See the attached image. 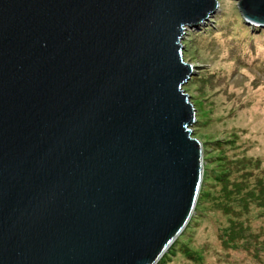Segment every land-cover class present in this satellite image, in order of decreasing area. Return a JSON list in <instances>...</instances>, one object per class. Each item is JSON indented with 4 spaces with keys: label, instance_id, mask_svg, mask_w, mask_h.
<instances>
[{
    "label": "water",
    "instance_id": "1",
    "mask_svg": "<svg viewBox=\"0 0 264 264\" xmlns=\"http://www.w3.org/2000/svg\"><path fill=\"white\" fill-rule=\"evenodd\" d=\"M235 1L0 0V264H157L193 214L180 42Z\"/></svg>",
    "mask_w": 264,
    "mask_h": 264
},
{
    "label": "rangeland",
    "instance_id": "2",
    "mask_svg": "<svg viewBox=\"0 0 264 264\" xmlns=\"http://www.w3.org/2000/svg\"><path fill=\"white\" fill-rule=\"evenodd\" d=\"M237 13L236 2L227 3L206 22L187 30L180 42L182 61L192 69L182 91L195 113L196 122L188 130L200 144L202 179L192 216L157 264H196L187 251L200 249L204 264H264L261 249L260 259L254 257V248L215 255L228 219L216 207L223 188L216 176L225 171L224 159L258 161L264 170V27L245 23L242 29L234 28L232 23L240 22ZM224 204L225 210L237 209L235 200ZM253 207L243 218L252 231L264 230V217Z\"/></svg>",
    "mask_w": 264,
    "mask_h": 264
},
{
    "label": "trees",
    "instance_id": "3",
    "mask_svg": "<svg viewBox=\"0 0 264 264\" xmlns=\"http://www.w3.org/2000/svg\"><path fill=\"white\" fill-rule=\"evenodd\" d=\"M237 16L240 22H233L232 25H234V28L242 29L241 25L245 24V22L239 12ZM224 163L225 171H222L223 173L216 176L218 178L216 181L223 184V188L220 191V195L222 196L221 198L219 197V202L217 199H215V201L218 202L216 206L217 209L221 210L223 215L227 216L228 219L226 223L227 227L223 228L219 235L221 248L215 255L229 254V251L234 250L233 248H239L238 250H243L245 252L254 248L256 249V251H253L254 257L260 259L257 253L260 249L264 250V248L260 246L264 238V230L258 229L252 231L249 222L245 221L243 217H247L251 205L254 206L253 209H257V214L264 217V170L260 169L258 161L253 162L250 159L246 161V158L238 159L233 157V159H224ZM252 166H254V168H251ZM254 171L257 173H254ZM205 172L208 171L205 170ZM227 177L229 181L226 180ZM200 197H202V195ZM234 200L237 202V209H233V211L225 210L224 202H233ZM198 213L199 212H197V215ZM254 233L256 234L253 235ZM251 244H253V246H251ZM173 246L174 245H172L171 248ZM187 255L191 262L204 264V251L201 249L196 251L189 250L187 251Z\"/></svg>",
    "mask_w": 264,
    "mask_h": 264
}]
</instances>
